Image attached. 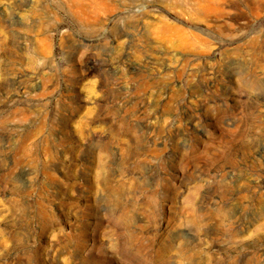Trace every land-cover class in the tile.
<instances>
[{"label":"rangeland","instance_id":"374dc122","mask_svg":"<svg viewBox=\"0 0 264 264\" xmlns=\"http://www.w3.org/2000/svg\"><path fill=\"white\" fill-rule=\"evenodd\" d=\"M0 264H264V0H0Z\"/></svg>","mask_w":264,"mask_h":264},{"label":"bare ground","instance_id":"6f19581e","mask_svg":"<svg viewBox=\"0 0 264 264\" xmlns=\"http://www.w3.org/2000/svg\"><path fill=\"white\" fill-rule=\"evenodd\" d=\"M221 1V0H220Z\"/></svg>","mask_w":264,"mask_h":264}]
</instances>
